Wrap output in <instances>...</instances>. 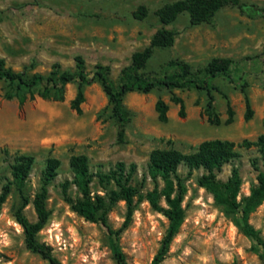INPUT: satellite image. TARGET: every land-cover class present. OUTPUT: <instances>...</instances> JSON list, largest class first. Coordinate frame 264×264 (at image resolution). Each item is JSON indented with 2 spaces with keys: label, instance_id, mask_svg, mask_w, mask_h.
I'll return each mask as SVG.
<instances>
[{
  "label": "rangeland",
  "instance_id": "374dc122",
  "mask_svg": "<svg viewBox=\"0 0 264 264\" xmlns=\"http://www.w3.org/2000/svg\"><path fill=\"white\" fill-rule=\"evenodd\" d=\"M176 0H0V60L13 72L47 75L53 65L61 71L75 70V57L84 60L88 78L96 66L108 69V78L117 87L122 71L131 65L132 54L150 44L161 28L175 33L167 48H156L145 65L129 71L146 80L178 76L183 66L192 78L207 82L212 109L207 110L208 92L194 84L183 89L157 87L149 93L133 91L122 100L128 120L121 128L112 116L101 85L84 87L85 102L78 115L70 107L77 83L65 87L64 100L54 102L37 96L19 105L16 92L0 80V192L10 190L0 209V264H50L26 247L25 234L17 216L29 223L37 221L33 200L43 183L42 173L49 159L59 166L47 187L46 209L49 218L36 240L61 264H118L112 252L116 243L127 264H149L166 234L168 220L154 210L147 194L156 186L147 174L150 154L155 151L194 153L206 141L233 144L234 157L217 172L226 182L236 169L240 185L236 210L217 204L212 194L198 183L206 175L202 168L190 174L186 165L171 177L174 193L178 181L183 198V222L161 264H264V201L248 215L246 223L259 240L243 231L241 209L257 185L262 170L257 139L264 134V14L248 18L237 6L219 10L208 22L191 26L187 13L162 26L159 9ZM264 11V0H240ZM145 11L143 18L138 17ZM214 59L231 61L228 74L209 78L205 69ZM244 91L253 110L244 120ZM6 93L14 97L7 100ZM179 97V105L171 101ZM168 106V120H158L155 104ZM233 122L227 119V105ZM212 123L208 122V118ZM219 120L218 124L214 121ZM87 158L93 175L91 195L106 197L118 191L113 182L101 184L97 173H108L116 163L133 164L129 185L137 191L133 212L127 220L122 200L110 205L101 220L90 221L76 213L71 202L81 198L72 183L69 161L74 156ZM20 156L33 160L22 190L12 184L10 165ZM159 206L166 208L162 196ZM100 215V214H99ZM127 221V224H125Z\"/></svg>",
  "mask_w": 264,
  "mask_h": 264
},
{
  "label": "trees",
  "instance_id": "16d2710c",
  "mask_svg": "<svg viewBox=\"0 0 264 264\" xmlns=\"http://www.w3.org/2000/svg\"><path fill=\"white\" fill-rule=\"evenodd\" d=\"M237 6L248 18L254 19L264 14V11L251 5L240 3V0H176L172 3L163 5L158 11V17L162 26H168L175 22L179 14L187 13L191 26H198L208 23L215 14L224 7ZM145 16V11L138 13L139 18ZM175 33L171 30L161 28L152 36L149 46L142 51L132 54L131 65L122 71V78L117 87L108 78V69L106 67L96 66V71L92 77L88 78L85 73L84 60L75 57V70L61 71L59 65L52 66L51 71L47 75L32 74L28 75L26 71L13 72L4 67V63L0 60V80L6 81L16 92L19 105L26 101V94L32 100L35 96L43 100H51L54 102H62L65 95V87L69 83H77V92L70 102V107L78 115L81 114V105L85 102L84 87L92 82H98L108 100V106L111 109L112 116L124 127L129 116L128 111L122 104L123 97L133 91L143 94L149 93L157 87H163L168 90L177 88L183 89L194 84L197 88L206 89L208 92L207 110L212 109V96L208 90L206 81L199 83L197 79L189 77L191 73L187 66H183L182 72L178 76H166L158 80H146L140 76H131L129 71L141 69L147 60L151 57L153 50L156 48H167L172 45ZM231 61L229 59H214L206 67L205 73L209 78H215L219 75H226L229 72ZM245 113L244 120L248 121L253 116V110L250 106L249 99L244 91ZM7 100H11L14 96L6 93L4 96ZM171 101L179 105V115L184 117V105L181 98L173 96ZM155 111L158 120L162 123L168 120V106L158 100L155 104ZM208 122L212 123V119L208 118ZM233 122V111L230 105H227V119L224 124L229 125ZM215 124L219 120L214 121ZM259 152L261 155L262 170L257 175V185L251 191L249 198L241 209L245 225L243 231L255 239L259 240L255 231L246 223L248 215L253 209L264 201V134L257 139ZM233 144L227 141L213 140L206 141L199 145L197 150L192 154H181L177 151H153L148 159L147 174L156 183L159 178L163 182L161 191L155 186L152 191L147 194V200L151 207L161 212L168 220L166 234L163 237L160 247L149 264H161L166 258L170 244L178 233L179 227L183 222V209L181 202L183 198L180 183L178 181V192L173 196L174 188L171 177L176 175L178 167L182 164L186 165L189 174L193 170L202 168L206 171L198 183L201 187L207 189L213 196L215 202L226 210H236L239 208L235 200L239 189L240 179L236 169L232 170L231 177L226 182L216 179L217 172L235 155L232 152ZM33 160L31 157L20 156L13 159L10 165L12 184L20 191L29 176ZM59 162L56 159H49L42 173L43 183L40 192L37 193L33 200V206L37 213V221L35 223L27 222L23 217L17 216L18 222L22 226L25 234L26 247L39 254L50 264H61L51 254L48 249L37 242V233L46 225L49 212L46 209L47 187L56 176V170ZM69 167L73 174L72 183L76 186L81 194V198L71 202L72 209L83 216L87 220L104 222L102 215L107 211L108 207L118 200H122L127 206V220L133 212V199L137 194L134 187L129 185V181L135 172L133 164L126 167L122 162L116 163L114 169L108 173H97L101 184L113 182L118 191H110L106 197L100 195H91L90 184L93 175L89 171L87 158L79 155L74 156L69 161ZM9 185L3 186L0 192V209L6 201L9 193ZM162 196L167 204L166 208L159 206L158 199ZM100 214V215H99ZM127 224V221H125ZM112 252L118 264H127L125 256L116 243H112Z\"/></svg>",
  "mask_w": 264,
  "mask_h": 264
}]
</instances>
